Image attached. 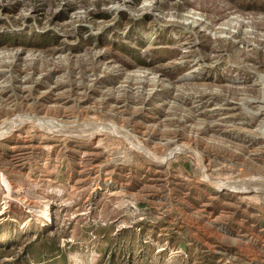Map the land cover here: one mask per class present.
<instances>
[{
	"label": "rangeland",
	"instance_id": "obj_1",
	"mask_svg": "<svg viewBox=\"0 0 264 264\" xmlns=\"http://www.w3.org/2000/svg\"><path fill=\"white\" fill-rule=\"evenodd\" d=\"M2 248L264 264V0H0Z\"/></svg>",
	"mask_w": 264,
	"mask_h": 264
},
{
	"label": "trees",
	"instance_id": "obj_2",
	"mask_svg": "<svg viewBox=\"0 0 264 264\" xmlns=\"http://www.w3.org/2000/svg\"><path fill=\"white\" fill-rule=\"evenodd\" d=\"M7 250V248H2V249H0V253H4L5 251Z\"/></svg>",
	"mask_w": 264,
	"mask_h": 264
},
{
	"label": "bare ground",
	"instance_id": "obj_3",
	"mask_svg": "<svg viewBox=\"0 0 264 264\" xmlns=\"http://www.w3.org/2000/svg\"><path fill=\"white\" fill-rule=\"evenodd\" d=\"M100 132V131H99Z\"/></svg>",
	"mask_w": 264,
	"mask_h": 264
}]
</instances>
